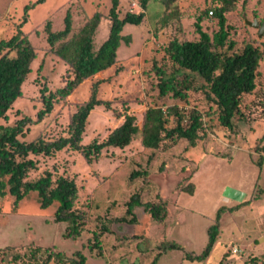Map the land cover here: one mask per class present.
<instances>
[{
  "label": "rangeland",
  "instance_id": "374dc122",
  "mask_svg": "<svg viewBox=\"0 0 264 264\" xmlns=\"http://www.w3.org/2000/svg\"><path fill=\"white\" fill-rule=\"evenodd\" d=\"M36 1L0 0V40L15 33L24 10L28 8L27 22L21 29L35 52L31 72L21 87V96L7 111L6 117L0 118L2 126H13L24 117L32 120L27 124L24 135L18 137L20 141L30 142L37 138L52 141L66 137L72 116L88 100L91 86L96 82H99L97 98L108 102L109 107L97 106L90 112L81 140L83 145L93 140L103 141L122 123L125 113L134 115L141 129L144 112L149 107H160L166 111L176 106L185 116L196 111L202 126L196 146L189 148L184 140L167 142L153 153L150 164L146 160L152 151L141 145L140 132L123 149H103L99 158L90 165L79 152L70 149H63L52 156L30 155L38 161V169L31 171L28 179L33 180L48 170L53 178L64 176L74 180L78 187L75 207L85 214L86 223L76 240L66 239L65 223H57L53 219L55 204L48 209H40L34 192L16 207L11 196L0 198V247L8 245L4 259L9 260L16 254L19 256L18 264H36L31 254L35 248H40L51 253L62 252L73 259L75 252L80 251L87 264H139L142 257L139 254H142L146 256L144 264H147L151 259L147 255L149 250L165 238L180 243L186 251L199 253L204 247H200V238L206 235L205 229L212 223L216 210L229 205L231 200L237 203V200L248 198L253 190L252 197L256 198L251 204L245 203L221 217L220 233L206 262L217 264L228 252L226 264H243L252 251L261 257L256 264H264V250L241 248L246 243L239 239L241 235L252 234L249 225L254 207H257L256 211L264 210V160L262 173L259 180L256 175L254 187L248 191L245 186V181L252 179H245L250 175L246 167L259 168L255 161L260 155L254 148L264 145V32L257 35L264 23V0H176L169 7H165L161 0H150L143 21L139 25L126 24L123 27L121 34L130 35L131 42L128 45L120 43L114 65L83 80L67 96H59L52 111L39 122L35 120L42 108L40 90L45 88L47 92L54 93L72 78L70 67L55 55L46 41V22H51L53 31L62 30L64 17L69 11L71 37L94 13H99V25L93 38L97 49L108 36L111 3L110 0H44L34 4ZM127 6V0L119 1L120 16L125 14ZM221 7L226 9V42L231 43L232 48L227 49L226 43L220 50L239 53L246 45H252L262 53L256 87L252 94L242 97L240 108L245 118L236 119L232 130L220 124L218 109L207 97L203 82L195 74L180 69L165 53L168 43L174 39L179 42L198 40L197 27L213 41L219 32L214 11ZM253 20L258 23L257 28L246 23ZM158 70L164 73L163 79L175 76L180 80L189 74L187 79L191 85L183 91V99L174 98L171 92L160 95ZM167 126H173V117L169 118ZM233 155L234 160L238 156L241 159L231 161ZM235 163L241 167L240 174L244 179L240 187H235L230 179L231 175L238 173V169L233 170ZM136 164L148 171L145 181L140 178L133 182L132 187L125 189L120 186L119 190L106 194L110 178L116 174L121 182L126 183ZM188 176L191 177L186 180ZM188 183L194 184L192 194L180 191V185ZM141 184L151 188L150 198L158 192L166 202V221L157 223L142 208H136V224L106 220L104 223L113 234H104L96 240V224L107 216H120L124 211L122 204ZM112 201L118 206H110L111 213L106 215L105 209ZM234 245L241 250L239 253H232ZM181 258L182 252L169 251L157 264H201L181 262ZM48 264L58 263L51 261Z\"/></svg>",
  "mask_w": 264,
  "mask_h": 264
},
{
  "label": "trees",
  "instance_id": "16d2710c",
  "mask_svg": "<svg viewBox=\"0 0 264 264\" xmlns=\"http://www.w3.org/2000/svg\"><path fill=\"white\" fill-rule=\"evenodd\" d=\"M119 1L110 0L108 36L97 49L94 47L93 38L99 25V13H94L71 37L69 35L72 18L69 11L64 17L62 30L53 31L51 22H46L44 26L46 41L55 55L70 67L72 78L66 82L64 87L57 89L54 93L47 92L45 88L40 90L42 108L36 114V122L41 121L52 111L54 101L59 96H67L83 80L114 65L116 51L120 43L124 42L128 45L131 42L130 35L121 34L123 27L126 24L139 25L145 17V11L150 0H140L143 12L131 13L126 10L123 16H120L118 9ZM161 1L165 7H169L176 0ZM43 2L44 0H37L34 4ZM29 7L32 8V6ZM27 11L28 8L24 10L22 20L16 26L15 33L8 39L0 40V118L6 117L7 111L21 96L22 84L30 74L31 63L35 58L34 49L21 29L27 22ZM225 11L224 7L214 11L218 20L219 32L213 41L210 40L207 33L197 27L198 40L179 42L174 39L168 43L165 53L171 62L178 65L180 69L195 74L203 82L207 97L218 109L220 124L232 130L236 119L243 120L245 118L240 108L242 97L246 94H252L256 87L258 66L262 53L252 45H246L239 53L220 50L227 43L228 37V32L225 30ZM210 12L213 13L211 10ZM231 48L232 44L227 43V49ZM159 75L161 78L158 87L161 96L171 92L174 98H184L183 91L189 89L191 85V81L187 79L189 74L180 80L176 79L175 76L172 79H163L164 73L160 71ZM98 83L96 82L91 86L88 100L72 116L67 126L66 137H59L52 141H46L42 138L30 142L20 141L18 137L24 135L27 124L32 121L27 117L19 119L13 126L0 125V198L7 195L11 196L13 205L16 207L29 193L34 192L37 194L40 209L45 210L55 204L54 222L65 223L64 238L71 240H76L81 235L86 223L85 214L75 207L78 187L74 180L68 177L57 176L53 178L52 173L48 170L43 171L40 176L33 180L28 179L30 172L38 169V161L30 158V155L52 156L63 149H70L79 152L85 162L90 165L99 158L103 149L108 147L123 149L140 132L141 145L145 150L152 151L146 160L147 164H150L153 153L167 142L174 143L178 140H184L187 142V147L196 146L199 139L198 132L202 126L200 115L196 111H191L185 116L176 106H171L166 111L160 107H149L144 112L141 129L136 124L135 116L125 113L122 123L113 129L103 141L93 140L89 144L83 145L81 140L90 112L97 106L109 107L108 102L97 98ZM170 117H173V126L168 127ZM254 151L260 155L255 161L260 168L264 160L262 156L264 145L256 146ZM136 165V169L127 176L126 183L121 182L120 177L116 174L113 175L108 182L106 194H112L119 190L120 186L125 189L132 187L135 180L140 178L143 180L144 177H147L146 168L142 169L140 164ZM190 177L188 176L186 180H189ZM146 186L141 184L128 196V199L122 204L124 211L120 216L113 218L107 216L103 222L96 224L97 232L94 233L96 240L104 234L112 236L113 233L104 223L106 220L128 225L136 224L138 221L136 208H142L157 223L166 221V202L158 192L150 198L151 188ZM180 191L192 194L194 184L188 183L185 186L181 184ZM255 198L253 196L251 199ZM243 204L233 207L221 206L216 210L212 223L206 229V243L199 253L186 251L180 243L165 238L156 247L149 250L147 255L151 259L147 264H157L162 255L169 251L182 252L185 261L210 264L205 260L210 255L220 233L222 215L225 212H232ZM110 206L114 208L118 205L112 201L105 209L106 215L111 213ZM7 249L6 247L0 248L2 264H18L19 256L16 254L11 256L9 260L4 259ZM31 255L36 264H48L51 261L58 264H87L80 251L75 252L74 259L66 257L62 252L51 253L40 248H35ZM139 255L143 257L139 258V264H144L146 256ZM254 261V258L250 260V262Z\"/></svg>",
  "mask_w": 264,
  "mask_h": 264
},
{
  "label": "crops",
  "instance_id": "0c3cea01",
  "mask_svg": "<svg viewBox=\"0 0 264 264\" xmlns=\"http://www.w3.org/2000/svg\"><path fill=\"white\" fill-rule=\"evenodd\" d=\"M262 156L264 158V154ZM240 159H241V156H238L237 158H235L236 161H239ZM235 160H234V155H233L231 161H235ZM233 168H234L233 170L238 169V173H236L237 175L236 174L231 175L230 179L235 183V185H236L235 187H240V185L243 183V180H244L243 178H241V174H240L241 173V167H239V165L237 163H235L233 165ZM262 168H263V165L260 168H258V170L255 167H253V166H250V168H249V166L246 167V170H248V169L250 170V171H247V174H250V175L245 177V179L246 178H252L251 180L245 181L246 182L245 186L248 187V191L251 190V187H254L253 184H254V180H255L256 175H257V178L259 180V176L262 173ZM257 178H256V181H255L256 185H257ZM252 191L249 192L250 195L248 196V198H245L244 200L241 199V201H239V202L237 200V203H235L234 200H231V203H229V205H225V206L233 207V206H237L239 204H243V203L245 204V202H248V203L251 204L252 203L251 201L253 200V199H251L252 195H253ZM241 206L242 205H240L238 208H240ZM256 209H257V207L255 206L254 209H253V211H254L253 218H252L251 223L249 225V228H250L252 234L249 235V236L241 235V237H239L240 241L243 239V241L246 243L245 245H241V248H244V249L247 248L249 251L251 250V248H253V250L254 249H258V248H260V250H264V210L262 208V209L256 211ZM226 213H232V212H225L224 214H226ZM207 227H208V225H207ZM207 227H206V229H207ZM206 229H205V234H206ZM204 236L202 235L201 238H200V247H203L205 245V243H206L207 237H206V235H204ZM14 246H16V245H14ZM4 247H8V245L2 246L0 248H4ZM9 247H13V246H9ZM213 248H214V246H213ZM233 248H237L238 249V251L236 253H239L241 251L238 246L236 247L234 245ZM250 252L251 253L247 256V259L243 262V264H256L257 261L261 259V257L256 256L255 252H252V251H250ZM227 257H228V252H225L224 255L222 256V258L220 259V261L217 264H219L220 262H222V264H226ZM253 258H254L255 261L254 262H250V260L253 259ZM180 261L182 262L184 260L181 258ZM186 262H189V261H186ZM201 264H203V263L201 262Z\"/></svg>",
  "mask_w": 264,
  "mask_h": 264
},
{
  "label": "built area",
  "instance_id": "2783aa9c",
  "mask_svg": "<svg viewBox=\"0 0 264 264\" xmlns=\"http://www.w3.org/2000/svg\"><path fill=\"white\" fill-rule=\"evenodd\" d=\"M128 8L127 11L131 13H140L144 10L142 9L140 0H127ZM238 251L237 248H232V252L236 253Z\"/></svg>",
  "mask_w": 264,
  "mask_h": 264
},
{
  "label": "water",
  "instance_id": "95a60500",
  "mask_svg": "<svg viewBox=\"0 0 264 264\" xmlns=\"http://www.w3.org/2000/svg\"><path fill=\"white\" fill-rule=\"evenodd\" d=\"M246 23L254 28L258 27V23L255 20H253L252 22L246 21ZM263 32H264V23H262L261 28H259L257 35L261 36Z\"/></svg>",
  "mask_w": 264,
  "mask_h": 264
}]
</instances>
